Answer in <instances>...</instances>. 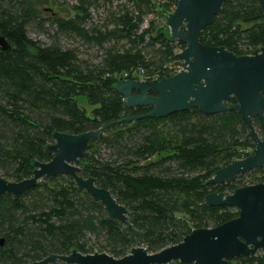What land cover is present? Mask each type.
<instances>
[{
  "label": "trees",
  "instance_id": "trees-1",
  "mask_svg": "<svg viewBox=\"0 0 264 264\" xmlns=\"http://www.w3.org/2000/svg\"><path fill=\"white\" fill-rule=\"evenodd\" d=\"M47 3L0 0V35L11 46L0 50V176L12 183L31 179L35 162L52 161L47 147L55 133L77 136L111 125L82 158L81 176L94 178L127 208L140 236L126 234L72 178H45L24 195L0 197V264H33L73 251L122 259L135 247L158 254L195 230L237 219V210L209 207L205 198L264 183L263 168L235 182L207 184L256 147L241 115L191 109L122 123L152 111L124 107L115 90L124 74L142 70L159 82L183 65L179 55L186 45L164 29L179 0H77L73 17L52 20L50 45L29 34L48 33L39 8ZM200 42L240 57L264 48L259 0H228ZM84 48L101 51L100 62L88 59ZM80 97L87 98L90 112L79 105ZM254 126L264 140V124L254 118ZM236 264H264V252Z\"/></svg>",
  "mask_w": 264,
  "mask_h": 264
},
{
  "label": "water",
  "instance_id": "water-1",
  "mask_svg": "<svg viewBox=\"0 0 264 264\" xmlns=\"http://www.w3.org/2000/svg\"><path fill=\"white\" fill-rule=\"evenodd\" d=\"M227 1L179 0L177 9L166 19V27L173 41L186 45L179 55L183 70L155 83L127 80L115 86L125 99V108L152 109L145 116H135L122 123L166 119L191 109H198L202 115L235 112L243 117L256 147L249 158L218 171L207 183L211 186L235 182L239 176L264 168V140L254 126V118L264 124V48L251 56L240 57L225 48L207 47L200 42L201 34L213 24ZM259 2L264 12V0ZM0 50H11L1 35ZM232 99L236 104L229 105ZM110 126L77 136L55 133L54 143L47 147V153L53 155L52 161L35 162L32 178L20 183L8 182L0 176V197L24 195L45 178L70 177L77 188L104 207L113 221L124 226L126 234L138 238L140 233L131 224L127 208L109 190L100 188L94 178L81 176L82 158ZM205 204L235 209L239 217L220 227L195 230L181 244L158 254L135 247L126 257L115 259L105 253L82 255L73 251L68 256L53 255L33 264H233L235 260L264 252V183L238 189L232 195L210 194ZM4 243L0 240L1 247Z\"/></svg>",
  "mask_w": 264,
  "mask_h": 264
},
{
  "label": "rangeland",
  "instance_id": "rangeland-1",
  "mask_svg": "<svg viewBox=\"0 0 264 264\" xmlns=\"http://www.w3.org/2000/svg\"><path fill=\"white\" fill-rule=\"evenodd\" d=\"M76 2L77 0H49V3L39 6L42 16L46 20L44 22L46 24L45 28L47 29V32L49 34L39 29H30L29 31L30 37L33 40L42 42L43 44H47V45L52 44L54 40L50 36L55 33V30H53L51 27L52 20L54 18H61V17H68V16L73 17L74 15L71 14V8L73 5L76 4ZM164 29H165V32H167V34L171 36L170 30L166 27V25ZM59 37H60V42H61V36ZM63 43L72 44L71 41H66L65 39L63 40ZM83 51L85 55L92 57V58L88 57V59H90L91 61L93 60L92 62H94V64H97L100 62L102 52L99 51L98 49L88 50L84 48ZM179 69L181 70L183 68L180 67ZM123 78L120 79V82L124 80ZM124 81H127V80H124ZM138 82H142V81H138ZM152 83H155V82L152 81ZM78 101H79V105L82 108H85L88 112L92 110V107L89 105L87 98L80 97L78 98Z\"/></svg>",
  "mask_w": 264,
  "mask_h": 264
},
{
  "label": "built area",
  "instance_id": "built-area-1",
  "mask_svg": "<svg viewBox=\"0 0 264 264\" xmlns=\"http://www.w3.org/2000/svg\"><path fill=\"white\" fill-rule=\"evenodd\" d=\"M182 68H183V65H182ZM183 69H177L174 73V76L177 75L178 73H180ZM124 77V78H123ZM121 78H123L124 80H131V81H142V82H151L154 81V82H157V78L152 80V81H149V79H147V77L144 75V71L142 70H138L136 72H133L131 75H128V74H124V76H122ZM123 80V81H124Z\"/></svg>",
  "mask_w": 264,
  "mask_h": 264
},
{
  "label": "flooded vegetation",
  "instance_id": "flooded-vegetation-1",
  "mask_svg": "<svg viewBox=\"0 0 264 264\" xmlns=\"http://www.w3.org/2000/svg\"><path fill=\"white\" fill-rule=\"evenodd\" d=\"M151 95H153V94H151ZM226 183H227V182H226ZM259 253H260V252H259ZM238 260H239V259H238ZM236 261H237V260H235L233 264H236Z\"/></svg>",
  "mask_w": 264,
  "mask_h": 264
}]
</instances>
